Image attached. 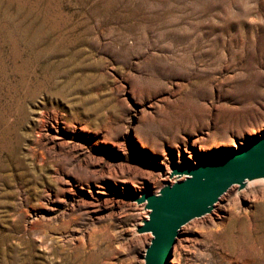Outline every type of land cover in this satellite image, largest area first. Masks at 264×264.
<instances>
[{"label":"rangeland","instance_id":"374dc122","mask_svg":"<svg viewBox=\"0 0 264 264\" xmlns=\"http://www.w3.org/2000/svg\"><path fill=\"white\" fill-rule=\"evenodd\" d=\"M263 133L264 0H0V264H144L135 197ZM262 180L169 264H264Z\"/></svg>","mask_w":264,"mask_h":264},{"label":"water","instance_id":"95a60500","mask_svg":"<svg viewBox=\"0 0 264 264\" xmlns=\"http://www.w3.org/2000/svg\"><path fill=\"white\" fill-rule=\"evenodd\" d=\"M171 183L157 193L144 190L136 203H145L147 218L137 225L139 233L150 232L144 264H169L171 250L182 225L211 212L220 196L233 184L242 189L248 181L264 179V133L250 143L223 153H211L195 162L170 165ZM184 176L183 179H178Z\"/></svg>","mask_w":264,"mask_h":264},{"label":"bare ground","instance_id":"6f19581e","mask_svg":"<svg viewBox=\"0 0 264 264\" xmlns=\"http://www.w3.org/2000/svg\"><path fill=\"white\" fill-rule=\"evenodd\" d=\"M169 173H170V169H166L165 171H162L161 172V177L162 178H169V180H170V182H173L174 180H175V177H169ZM184 178V176H180L178 179H183ZM261 178L260 179H254V180H251V181H248L247 182V184H246V186H249V185H251V184H254V183H256V182H261ZM263 181V180H262ZM157 189H158V187H157ZM157 189L155 190V191H157ZM242 194V193H241ZM236 196H237V192H236V194H235ZM218 202V201H217ZM217 202L214 204V207H213V209L212 210H215V205L217 204ZM137 205L138 206H140L141 207V209L142 210H144L143 212H145V214L143 215V216H145V217H147V214H148V212H149V209L148 208H146L145 207V203L144 202H141V203H137ZM217 209V208H216ZM142 210H140V211H142ZM211 210V211H212ZM205 215H207V213L206 214H204V216ZM139 223H141V222H139ZM182 228H183V226H182Z\"/></svg>","mask_w":264,"mask_h":264}]
</instances>
